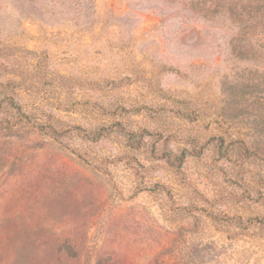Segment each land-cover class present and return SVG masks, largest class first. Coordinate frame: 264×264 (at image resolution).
<instances>
[{"label":"rangeland","instance_id":"374dc122","mask_svg":"<svg viewBox=\"0 0 264 264\" xmlns=\"http://www.w3.org/2000/svg\"><path fill=\"white\" fill-rule=\"evenodd\" d=\"M0 90V264H264V0H0Z\"/></svg>","mask_w":264,"mask_h":264},{"label":"trees","instance_id":"16d2710c","mask_svg":"<svg viewBox=\"0 0 264 264\" xmlns=\"http://www.w3.org/2000/svg\"><path fill=\"white\" fill-rule=\"evenodd\" d=\"M2 108H6L13 111L14 114L17 115L19 118L25 117V114L22 112L20 105L15 101L13 95L8 90H0V109ZM119 131L126 137V139L131 145L138 147L141 138L140 134L137 135L133 132H125L122 128H120ZM107 134L108 132H106V128L102 127L97 130L89 131L86 134H82L81 138L87 139L89 141H97L98 139L103 138ZM238 147L241 151L246 152V148L243 144H241V142L238 143ZM173 159L179 161V158L177 156H174Z\"/></svg>","mask_w":264,"mask_h":264}]
</instances>
